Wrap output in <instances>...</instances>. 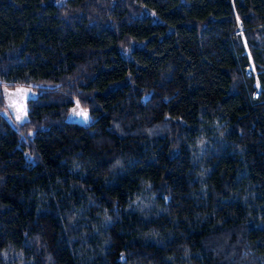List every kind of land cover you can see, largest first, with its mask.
Listing matches in <instances>:
<instances>
[{
	"label": "trees",
	"instance_id": "1",
	"mask_svg": "<svg viewBox=\"0 0 264 264\" xmlns=\"http://www.w3.org/2000/svg\"><path fill=\"white\" fill-rule=\"evenodd\" d=\"M0 264H264V0H0Z\"/></svg>",
	"mask_w": 264,
	"mask_h": 264
},
{
	"label": "rangeland",
	"instance_id": "2",
	"mask_svg": "<svg viewBox=\"0 0 264 264\" xmlns=\"http://www.w3.org/2000/svg\"><path fill=\"white\" fill-rule=\"evenodd\" d=\"M64 0H54L55 3L60 4ZM17 89H24L26 92H22L20 94L17 93ZM2 93L5 98L6 107L1 111V113L6 117V119L14 126L16 127L17 124L23 122L26 120L27 115L22 118V120H17V109L14 106H10L11 101L15 100L17 105H23V107L26 109L27 112V100L29 98H33L37 96V90L31 86H16L12 88L8 87H2ZM77 104H79L77 101H74V103L71 105L66 119L68 121H73L81 124H88L91 120L89 112L87 109L81 107H77ZM75 110V111H74ZM80 110H86L87 111V119H85L83 116L76 115V112H79Z\"/></svg>",
	"mask_w": 264,
	"mask_h": 264
},
{
	"label": "snow or ice",
	"instance_id": "3",
	"mask_svg": "<svg viewBox=\"0 0 264 264\" xmlns=\"http://www.w3.org/2000/svg\"><path fill=\"white\" fill-rule=\"evenodd\" d=\"M22 92H26V90L17 89V93L16 94H20ZM10 106L16 107V109H17L16 119L17 120H22V118L27 115L26 109L23 107V105H17L15 100L11 101ZM77 107H79V104H77ZM76 115L83 116L85 119L88 118L86 110H80L79 112H76Z\"/></svg>",
	"mask_w": 264,
	"mask_h": 264
},
{
	"label": "built area",
	"instance_id": "4",
	"mask_svg": "<svg viewBox=\"0 0 264 264\" xmlns=\"http://www.w3.org/2000/svg\"><path fill=\"white\" fill-rule=\"evenodd\" d=\"M253 85H254V87H257V82H254V84H253Z\"/></svg>",
	"mask_w": 264,
	"mask_h": 264
},
{
	"label": "bare ground",
	"instance_id": "5",
	"mask_svg": "<svg viewBox=\"0 0 264 264\" xmlns=\"http://www.w3.org/2000/svg\"><path fill=\"white\" fill-rule=\"evenodd\" d=\"M257 87H258V84H257Z\"/></svg>",
	"mask_w": 264,
	"mask_h": 264
}]
</instances>
